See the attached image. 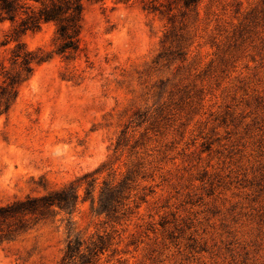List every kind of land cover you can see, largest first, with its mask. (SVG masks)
<instances>
[{
  "label": "rangeland",
  "instance_id": "1",
  "mask_svg": "<svg viewBox=\"0 0 264 264\" xmlns=\"http://www.w3.org/2000/svg\"><path fill=\"white\" fill-rule=\"evenodd\" d=\"M12 27L0 12V85L19 70ZM55 32L22 36L51 58L0 116V205L95 183L0 264H63L75 238L72 264H264V0H105L79 51L53 52Z\"/></svg>",
  "mask_w": 264,
  "mask_h": 264
},
{
  "label": "trees",
  "instance_id": "2",
  "mask_svg": "<svg viewBox=\"0 0 264 264\" xmlns=\"http://www.w3.org/2000/svg\"><path fill=\"white\" fill-rule=\"evenodd\" d=\"M105 0H0V12L4 18L13 22V27L7 37L9 42H16L12 50V64H18L15 72L3 66V83L0 85V116L6 114L18 97L19 89L33 74L35 66L51 58L42 49L31 50L22 40L28 31H37L44 23L51 22L56 27V52H77L81 49V34L84 14L88 4L103 3ZM185 7L198 4L200 0H182ZM172 4H166L170 8ZM173 23L172 17L169 18ZM168 35L165 34V37ZM167 52H161L159 59L167 57ZM91 173L70 182L69 184L47 189L38 196H26L7 204L0 205V249L4 245L19 241L35 225L53 219L61 212L72 215L80 199V187L87 184L86 194H91L95 180L88 181ZM117 191L116 186L108 184L102 190L99 198V209L109 217L117 213L115 199L109 197ZM110 194V195H109ZM117 201V200H116ZM102 235L98 236L101 244ZM99 245L103 249L104 245ZM80 238L68 241L63 264H72L80 251ZM98 246V245H97Z\"/></svg>",
  "mask_w": 264,
  "mask_h": 264
}]
</instances>
